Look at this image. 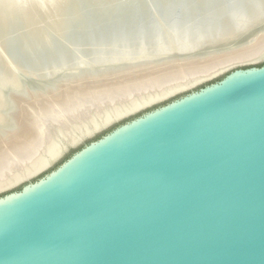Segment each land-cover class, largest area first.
Masks as SVG:
<instances>
[{
  "label": "water",
  "instance_id": "obj_1",
  "mask_svg": "<svg viewBox=\"0 0 264 264\" xmlns=\"http://www.w3.org/2000/svg\"><path fill=\"white\" fill-rule=\"evenodd\" d=\"M192 2L63 0L67 33L78 17L86 28L55 43L58 66L43 68L42 34L58 24L48 20L53 8L28 0L40 23L22 33L30 44L0 47V104L140 59L218 55L264 32V0H199L189 11ZM198 15L196 30H176ZM39 42L47 45L29 58ZM9 111L0 110V131ZM0 264H264V56L118 115L0 189Z\"/></svg>",
  "mask_w": 264,
  "mask_h": 264
},
{
  "label": "bare ground",
  "instance_id": "obj_2",
  "mask_svg": "<svg viewBox=\"0 0 264 264\" xmlns=\"http://www.w3.org/2000/svg\"><path fill=\"white\" fill-rule=\"evenodd\" d=\"M27 1L0 0V47L7 46V41L15 45L23 43L22 33L35 30L40 23L24 10ZM35 1L43 7L53 8L52 16L48 20L58 24L50 33L42 34L45 40L50 39V50L41 58L43 68H53L58 66L50 59L54 55V44L60 39L77 38L79 33L85 31L87 18L78 17L75 29L67 33L65 15L68 11L62 6L63 0ZM86 1L96 3L98 0ZM198 2L199 0H193L189 11ZM101 4L102 2L98 5ZM239 14L243 15L244 12L240 11ZM18 19H25V24L15 28ZM202 19L203 16L198 15L188 26L176 30H196ZM160 35L159 30L149 32L142 42L149 48L158 41ZM31 42L30 38H25L24 43ZM133 43L136 41L125 44L122 50L129 46L131 48ZM46 45L43 42L34 44L28 51V57L37 60L38 52ZM263 56L264 32L251 42L240 44L229 52L218 55L162 64H151L140 59L110 72H88L81 76L63 78L54 83L53 88H47L46 93L29 92L24 96H13L10 104H0V110L14 109L9 111L8 123L0 131V189L43 169L59 155L65 144L75 141L118 115L191 82L209 77L233 63L256 60ZM7 60L8 57L4 60L2 58V62L7 63ZM93 66V63L89 64L88 71ZM51 84L46 83L45 86Z\"/></svg>",
  "mask_w": 264,
  "mask_h": 264
},
{
  "label": "rangeland",
  "instance_id": "obj_3",
  "mask_svg": "<svg viewBox=\"0 0 264 264\" xmlns=\"http://www.w3.org/2000/svg\"><path fill=\"white\" fill-rule=\"evenodd\" d=\"M70 151H71V149H70ZM64 157H65V156H62L59 160H57V161L54 163V165H56L57 163H60V162L62 161V159H64ZM54 165H53V166H54ZM53 166H52V167H53ZM52 167H51V168H52ZM51 168H50V169H51ZM48 170H49V169H48ZM48 170H47V171H48ZM47 171H46V172H47Z\"/></svg>",
  "mask_w": 264,
  "mask_h": 264
}]
</instances>
